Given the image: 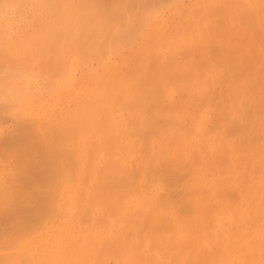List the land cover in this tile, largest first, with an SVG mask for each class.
Masks as SVG:
<instances>
[{
    "label": "bare ground",
    "instance_id": "obj_1",
    "mask_svg": "<svg viewBox=\"0 0 264 264\" xmlns=\"http://www.w3.org/2000/svg\"><path fill=\"white\" fill-rule=\"evenodd\" d=\"M79 1L25 0V3L34 4L38 12L52 13L56 18L54 23L62 25L65 23L63 21L70 20L69 24L73 23L77 27L85 25V30L80 29V33L84 34L81 35L82 38L80 36L81 40L78 38L77 41L76 38L74 41L80 47L78 49L75 44L73 49L79 51L81 57L79 54L78 56L82 58L80 60L77 57L79 63L69 66L67 58L70 56H64L68 64H58V70L61 71L59 73L57 70L59 74H54L56 78H43L42 83L31 87H25L23 82L15 79L8 71H0V264H111L110 261L116 264H145L147 259L152 263V258H149L151 255L147 257V254L135 253L144 246V238L141 241L138 238V233H142L143 229H146L144 237L152 240L149 245L152 246L153 241L154 245L158 244V247L155 245L158 253L166 248L164 254L167 255L168 247L171 251H179L180 248L182 251L184 248L185 252L193 249V252L187 251L186 255L181 253L182 257L179 255L177 258L180 262H185V256L189 255V258L194 259L189 261L191 264H264V141L257 137L258 140H254L255 136L252 139V132H248L250 126L245 125L244 121L243 127L242 122L239 124L237 119L235 130L241 132L242 127H246L245 132L241 133L242 144L239 142L241 155L238 158L234 152H229L227 157L224 156L229 146L224 138L227 136H220L219 139L210 136L214 129L217 133V127L222 129L221 125L216 121L217 124L214 121V125L209 124L208 113L200 114L199 107L197 110L191 105L192 101L183 100L186 93L189 97L197 93L196 86H191L197 81H194L197 67L193 62L195 70L191 67L188 69L194 72H183L176 57L181 45L176 47L174 40L169 43L166 32L171 18L181 20L180 11H186L184 1L187 0H82L80 4ZM16 2L17 0H0V51L4 52V57L14 53V48L21 43L24 45L27 42L23 41V35H28L25 33L27 16L12 26L3 18ZM237 3L238 1L235 2L237 7L243 6L242 2ZM258 3L257 0L254 1V4ZM211 5L214 10H220L219 13L212 11V21L218 26L213 25L212 36L207 34L210 30L202 28L201 22L205 17L202 13L203 6H200L194 21L190 20L187 25L189 28L192 25L194 31L199 32V42L193 41L191 48L182 52L184 59L189 55L195 56L197 53H191L196 49H205L204 44L214 43V39L209 40L210 37H221V42L225 39L228 43L232 41L230 44L233 39L237 41L240 37L238 32L235 33L238 37L234 35L236 39L228 32L233 20L223 17L226 7ZM248 7L247 13L242 10L243 15L238 9V19L242 18L241 24H246L245 34L243 33L245 38L249 28H256L257 33L253 31L255 35L264 36V12H253L252 15L253 7L250 10ZM225 12L227 15V11ZM210 13L207 15L212 16ZM220 13L222 16L219 17L228 21H220L217 16ZM218 21L222 27L225 26L223 31ZM111 22L114 23L109 27ZM45 28L39 30L47 33ZM71 28H66L68 32L60 29L65 31L59 32L63 34H58L59 39L55 36L56 40L49 35L50 40H44L45 36L40 34L46 49L42 50V44L40 49L43 52L36 47L34 48L39 53L30 48V51L37 53L34 52L35 57L31 55L29 60L36 59L38 54L37 59L42 58L41 55L45 59L49 41H56V45L51 41L52 48L56 49L55 46L61 42L64 34H73ZM192 28L190 31H193ZM226 34L228 38L225 37ZM84 36L93 37V40L97 37L96 41L101 38V44L105 42L106 45H100L95 53V46L90 48V41ZM30 38L32 36L29 40ZM82 40L85 42H81ZM223 42L225 43L224 40ZM84 43L85 47L82 46ZM61 44L56 50L52 49L53 53L58 52ZM71 44V51L68 53L74 54ZM26 47L29 51V45ZM217 47L214 48L218 50V56L224 57L226 54L227 60L223 64L232 63L233 54L230 55L227 49L226 53L221 49L224 52L222 56ZM245 47L243 46L244 49ZM243 48L240 45L239 51ZM207 49L203 50L204 53L208 52ZM212 51L209 53L217 55L216 51ZM204 53L199 55L204 56ZM98 54L100 57L96 61L92 56L97 57ZM29 55L27 53V59ZM59 56L57 55L58 58ZM218 56L213 59L216 58L219 63L225 61L222 58L220 62ZM259 56L261 58L258 55V59ZM51 58L48 59L49 62L54 63V58L50 61ZM92 59L96 61L95 65L91 63L94 61ZM180 59L181 62L184 60ZM204 59L198 60V64L202 63L198 69L203 64L204 68H208L205 65L210 63ZM50 64L43 66L47 68L46 71L43 68L44 71H39L51 74L54 64ZM249 65L245 66L246 71L249 70ZM35 68L33 67L34 70ZM147 68L152 71L151 74ZM204 68L201 70L203 74H200L202 77ZM208 73L212 77L217 74V70H209ZM259 75L256 74V81L252 78L254 83H260L262 77ZM171 77L176 81L178 78L182 79L180 83L185 87H181L187 88L184 92L180 87L184 94H180L181 90L178 94L184 96L175 98L174 90L165 85V80ZM212 82L215 83V79ZM180 83L177 81L178 85ZM253 87L251 86L252 89ZM177 90L179 86L176 93ZM231 95L235 100L238 94ZM246 122L249 123L250 120ZM230 125L228 124L229 127ZM222 134L224 135V129ZM200 161L202 166L199 165ZM182 163L185 165V173L184 169L183 173L180 172ZM180 185L183 188L177 191L176 188H180ZM164 189L169 192L160 196L159 191ZM260 190L262 195L260 192L258 202L253 203L258 198L255 193ZM249 199H252L251 202ZM104 209L105 212L114 211V218L115 214H119L117 222L109 223L111 212H107V217ZM129 229L138 241L134 243L131 235L132 244L128 247V243L120 240L119 235L125 234ZM150 248L147 250L152 251ZM152 257L162 258L160 254ZM186 261L188 262V258ZM155 262L159 263L158 260ZM169 262L173 264L170 259ZM187 262L184 264H188ZM179 263L177 261L176 264Z\"/></svg>",
    "mask_w": 264,
    "mask_h": 264
},
{
    "label": "rangeland",
    "instance_id": "obj_2",
    "mask_svg": "<svg viewBox=\"0 0 264 264\" xmlns=\"http://www.w3.org/2000/svg\"><path fill=\"white\" fill-rule=\"evenodd\" d=\"M84 1V0H83ZM82 0H80L79 1V4L81 3V2H83ZM152 1V0H151ZM153 1H155V0H153ZM202 1V2H201ZM224 1H225V3H224ZM230 0H228L227 2H229ZM233 3H232V2ZM230 2H231V4H233L232 6H231V4H230V2L227 4V2H226V0H187V1H184V4H186V11H180V14H182V18H181V20H179V19H176V17H173V18H171L170 19V21L168 22V28H167V32H166V35H167V38H168V40L167 41H169V43H172V42H174L175 43V45H176V47H178L179 46V44L181 45V46H179L180 48H178V50H179V52H177L179 55H177L176 57H177V59L180 61L179 63H180V66L181 67H183L182 68V70L184 69V71L183 72H185L186 70H189L188 69V67L190 68H194L195 66L197 67V70H195V68L193 69V70H195V74H197V76H193L194 77V81L195 80H197V81H195V82H193L192 84H191V86L192 85H195L196 86V92L197 93H195V95L197 96H195V95H192V96H188L187 95V93H186V95H185V97H182V96H184V95H180V94H182L183 93V91L181 90V88L183 87V85L180 83V79L178 80L177 79V81H178V83H180V85H178L177 84V81H176V79H172V77L169 79H166L165 81H167V82H165V85L166 86H168V87H170L172 90H174V96H175V98L176 97H182L183 98V100L185 101V102H188V101H192V103L193 104H191V105H193L192 107L193 108H195V109H197L198 110V107H199V111H200V114H203V113H208V118H209V124H211L213 121L215 122H217V123H219V126L221 125V127H222V129H224V135L222 134V129L221 128H219V127H217V128H219V129H217L216 128V131H217V133H215V127L213 128L214 130L211 132V138L212 137H214L213 139H215V137H216V139H219V137L220 138H222V137H224V136H227V138L226 137H224L225 139H226V141H228V144H229V146L227 147V149H226V153L224 154V156H226L227 157V153H229V152H234V154L239 158V156L241 155V147H240V145L242 144L240 141H241V139H242V137H241V133L243 132H245V129H246V127L243 129V127H244V124H243V122L245 123V125H249L250 126V128L252 129H250L248 132H252L251 133V137H252V139H253V137H254V140H256L257 138H259V140L260 141H264V107H262V106H264V104H262V103H264V83H262V82H264V68H262V67H264V41H261V40H264V36H262L261 37V35L259 36V34H256L255 35V33L253 32V31H255L256 32V28L255 29H248L247 31L250 33H246V34H248L249 35V37H248V35H247V38H245V27H244V24H241L242 22H240V20L242 19H238L239 17V13L240 12H238V9H239V11H241L242 12V10L244 9V12H246V10H247V7H248V9L250 10V7H253L252 9H251V11H252V15H254V13L253 12H255V14H257L258 12H261V10H262V12H264V0H257L259 3H258V5L257 4H254V1L255 0H244V2H243V0H236V1H233V0H231ZM238 1V3L239 2H242L243 4H241V5H243V6H241L240 8L239 7H237V5L235 4V2H237ZM199 2H201V3H199ZM237 3V4H238ZM245 3V4H244ZM248 3V5H246ZM250 3V4H249ZM28 5H32L31 7H30V12L28 13V15H27V17H26V23L28 24L27 26H26V28H25V33L26 34H28V35H26V37H25V35H23L22 37H23V41H26L27 40V42H25L24 43V45L21 43L20 45H18L17 47H15L14 48V50H13V52L14 53H12V54H5L6 56L4 57V56H2V55H4V52H2V51H0V64H2V65H0L1 67V69H0V71H8L9 73H11L14 77H16L17 76V74H20V73H28L29 75H32V76H35L37 79H38V84L41 82H43V80H45L46 78H50V77H53V78H56L57 76H54V74L57 72V70H58V66L59 65H63V63L64 64H68L69 63V66L72 64V63H79V61L82 59V58H80L81 56H80V54L77 52V51H75V50H73L74 48H75V44L77 45V43H75L74 41H76L75 39L77 38V41H79V40H81V38H82V36L81 35H84V34H81L82 32H81V30H82V28L85 30V25H80L79 27H77V25H74L73 23L72 24H69L70 23V20L69 21H63V22H65L64 24H62L61 25V23L60 24H58V22H55V23H57V24H55L54 23V21H56V18H54V15L52 14V13H47V12H44V11H39L38 12V8L34 5V4H32V3H27ZM200 4V5H199ZM202 4V5H201ZM206 4V5H205ZM211 4H213V5H217V6H219V5H223L222 6V8H224V6L226 7L225 9V11H227V15H226V12L224 11L223 13H222V15H223V17L225 18V19H229V21L230 20H233V24H231V22H230V24H231V26L230 27H228L229 29H228V32H230V33H232V35L234 36V35H236L235 33H239L238 34V36H240V37H238L237 35V37H238V39H237V41L235 40L234 41V39L233 38H235V36L232 38L233 39V43L232 44H234V46L232 45V44H230L232 41H230V43H228L229 41L228 40H225V39H223L224 41H225V43L223 42V40H222V42H221V37H210V39L209 40H213L214 41V43L212 42V43H209V44H204V48L206 49V48H208L207 50H208V52H206L205 51V53H204V51L203 50H205V49H199L200 51H198V49H196V50H194L191 54H193V53H197L195 56H192V55H189V57L187 56V58L186 59H184L185 57L183 56V51L184 50H186V49H188L189 50V48H191V45H192V43H193V41H197V42H199V37H197V36H199L198 35V33L199 32H197V31H194V28H192L191 26H190V28H192L193 29V31L191 30L190 31V28H189V26H187V25H189L188 23H189V21L191 20V21H194V19H195V16H196V14H198L197 13V11H199L198 10V8L200 9L202 6V13L204 14V19H203V21L201 22V25H202V28L204 29V30H208V28H209V30H210V32H208L207 34H209L210 36H212L213 35V32H212V27H213V25H215L216 23H214L212 20L214 19V15H213V13L214 12H212L215 8L211 5ZM227 4V5H226ZM253 5V6H252ZM33 6H35V8L33 7ZM201 6V7H200ZM217 6H215V7H217ZM239 6H240V4H239ZM259 6H261L262 7V9L259 7ZM212 7H213V9H212ZM211 8V9H210ZM220 8H221V6H220ZM235 8H237V10L235 9ZM36 9V10H35ZM210 10H211V13H210ZM232 10V11H231ZM235 10V11H234ZM260 10V11H259ZM214 11H218V13L220 12V10H219V8H218V10H214ZM234 11V12H233ZM250 11V12H251ZM258 11V12H257ZM36 12V13H35ZM210 13V15H212V16H208L207 15V13ZM237 12V14H235ZM217 13V12H216ZM247 13V12H246ZM245 13V14H246ZM33 14V15H32ZM37 16H39V17H36V15ZM233 14H235V15H233ZM242 15H243V12L241 13ZM244 14V15H245ZM31 15V16H30ZM35 15V16H34ZM216 15V14H215ZM221 15V13H220V15H218L217 14V16L219 17V16H222ZM242 15H240L241 17H243L244 18V16H242ZM47 16V17H46ZM217 16H215V19L216 20H218L217 19ZM181 17V16H180ZM234 17V18H233ZM220 18V17H219ZM224 18H220L221 20L220 21H222L223 20V22L225 23V21H228V20H225ZM46 19V20H45ZM55 19V20H54ZM101 19H102V17H101ZM52 20H53V22H52ZM169 20V19H168ZM43 21V22H42ZM220 21H218L217 23H219L220 24V26H221V23H220ZM179 22V23H178ZM187 22V23H186ZM213 22V23H212ZM30 23V24H29ZM37 25H36V24ZM113 23L114 22H111V25H109V27L110 26H112L113 25ZM177 23L179 24V26L177 25ZM182 23H183V25H182ZM223 23V24H224ZM32 24H34V25H32ZM89 25H91V23H88ZM193 24H194V22H193ZM210 24H211V26H210ZM222 24V25H223ZM61 25V26H60ZM70 25H71V27L73 28V34L72 35H63L62 37H63V39H61V37H60V41L62 42V44H61V42H58V45L57 46H59V43L61 44L60 45V47H59V49H58V52L56 51V52H54L53 53V51H52V47H53V44H52V42L55 44V42L54 41H52V40H54L55 38L56 39H59V37H58V34L59 35H62V34H60L59 32H63V31H65V30H60V29H68L69 30V28H71L70 27ZM186 25V26H185ZM246 25V24H245ZM248 25V24H247ZM40 26H44V27H46L47 28V33L46 32H41L40 30H43L44 29V27H40ZM53 26V27H52ZM180 26H182V27H180ZM215 26H218V24L217 25H215ZM38 27V28H37ZM51 27V28H50ZM180 27V28H179ZM184 27H186V28H184ZM242 27V28H241ZM244 27V28H243ZM41 28V29H40ZM45 28V29H46ZM55 28V29H54ZM71 28V29H72ZM220 28H222V31L225 29V26L224 27H220ZM224 28V29H223ZM40 29V30H39ZM53 29V30H52ZM66 29V30H67ZM70 29V30H71ZM81 29V30H80ZM241 29V30H240ZM244 29V30H243ZM68 30L66 31V32H68ZM172 30V31H171ZM220 30V29H219ZM239 30V31H238ZM38 31V32H37ZM75 31V32H74ZM171 31V32H170ZM178 31V32H177ZM179 31H180V33H179ZM241 31V32H240ZM257 31H258V29H257ZM38 33V36H37V33ZM41 32V33H40ZM51 32V33H50ZM52 32H54V33H52ZM70 32V31H69ZM81 32V33H80ZM177 32V33H176ZM233 32H234V34H233ZM31 33V34H30ZM48 33H50V34H48ZM65 33V32H64ZM70 33H72V31L70 32ZM69 33V34H70ZM85 33V32H84ZM203 33V32H202ZM215 33V32H214ZM224 33H226V30L224 31ZM244 33V34H243ZM257 33V32H256ZM259 33H261L260 31H259ZM35 34H36V36H35ZM43 35V36H45L44 37V40H50V37L52 36L54 39H52L51 41H49V45L47 44V42H46V45H48L47 46V53L46 54H48L47 56H45V59H44V57H43V55H41L42 56V58L41 57H39V58H41V59H37V57L40 55V54H38V56L36 57V59L34 58L33 60L32 59H30L29 60V58H32V56H34L38 51H41V49H40V46H41V44H42V50H44V49H46V47H45V42H44V40H43V36H42V38H40L41 37V35ZM222 34V33H221ZM228 34V33H227ZM227 34H226V36L225 37H227L228 38V36H227ZM50 37H49V36ZM170 35H172V36H170ZM183 35V36H182ZM218 35V34H217ZM223 35V34H222ZM243 35V36H242ZM30 36H32V38H30V40H29V37ZM35 36V37H34ZM48 36V37H47ZM76 36H78V37H76ZM80 36H81V38H80ZM178 37V38H176V37ZM202 36V35H201ZM208 36V35H207ZM219 36H221V35H219ZM224 36H222V37H224ZM51 37V38H52ZM69 37V38H68ZM176 38V40L174 39V38ZM209 37V36H208ZM230 37H232L231 36V34H230ZM245 38V39H243V38ZM27 38V39H26ZM45 38H47V39H45ZM68 38V39H67ZM78 38H79V40H78ZM83 38H86L88 41H90V48H92L91 46L93 45V46H95V48H94V51H96L95 53H97L98 52V47L100 46V45H102L103 44V46H105L106 45V43L104 44L103 42H102V44H101V38L99 39V41L97 40L96 41V38L97 37H95V39L93 40V37H88V36H84ZM92 38V39H91ZM186 38V39H185ZM226 38V39H227ZM43 40V41H40V40ZM55 39V40H56ZM218 39H220V41L218 40ZM231 39V38H230ZM229 39V40H230ZM231 39V40H232ZM236 39V38H235ZM37 40H39L38 41V43L36 42ZM84 40V39H83ZM81 41V42H85V41ZM174 40V41H173ZM178 40V41H177ZM216 40V41H215ZM249 40V41H248ZM57 41H59V40H57ZM72 41V42H71ZM96 41V42H95ZM171 41V42H170ZM182 41V42H181ZM185 41V42H184ZM228 41V42H227ZM243 41H245V42H243ZM256 41V42H255ZM28 42H29V44H28ZM31 42H33V43H31ZM41 42V43H40ZM73 43V44H71V43ZM80 42V43H81ZM87 42V41H86ZM92 42V43H91ZM93 42L94 43H97L96 45H94L93 44ZM238 42V43H237ZM262 43V45H261V43ZM34 43H37L36 45L34 44ZM79 43V42H78ZM223 43V44H222ZM228 43V44H227ZM34 44V45H33ZM64 44H65V46H64ZM70 44L72 45V52H76L77 54H75V52H74V54L72 53V54H69L68 52H70L71 51V47L69 48V46H70ZM88 44V45H89ZM214 44V45H213ZM29 45V51H28V49H27V47L26 46H28ZM31 45V46H30ZM43 45H44V47H43ZM56 45V44H55ZM54 45V46H55ZM80 46H81V44H79ZM213 45V46H212ZM219 45V46H218ZM240 45L242 46V48H243V46H246L245 47V49L243 50L242 49V51L240 50L239 51V47H240ZM255 45H257V49H255ZM57 46H55V48L57 49L58 47ZM78 46V45H77ZM82 46H86L85 45V43H84V45H82ZM102 46V47H103ZM203 46V44H201V47ZM218 46V47H217ZM253 46H254V49H252L253 48ZM34 47H36V48H38V51L34 48ZM79 47V46H78ZM77 47V48H78ZM188 47V48H187ZM214 47H217L218 49H220V51H221V49H222V51H225V53H226V51L228 50V51H230V55H234V58H233V55L230 57V55H229V57L231 58V62L232 63H230V62H228V64L226 65H224L223 63H226V54L224 55V52H222V56L224 55V57H221V56H218V50H215L216 48H214ZM223 47V48H222ZM30 48H31V50L33 49V50H36V51H34L35 52V54L33 55V51H30ZM200 48V47H199ZM210 48V49H209ZM235 48V49H234ZM27 49V50H26ZM56 49H53V50H56ZM69 49V50H68ZM78 49H80V47L78 48ZM104 49V48H103ZM225 49V50H224ZM227 49V50H226ZM234 49V50H233ZM252 49V50H251ZM26 50V51H25ZM60 50V51H59ZM90 51H91V49H89ZM165 51H168L167 49H164ZM180 50H181V53H180ZM212 50H214V51H216L215 53L217 54V55H214V53L212 54V53H209L210 51H212ZM254 50V51H253ZM258 50V51H257ZM49 51V52H48ZM66 51H67V53H66ZM89 51V52H90ZM93 50L91 51V52H94ZM236 51V52H235ZM239 51V52H238ZM253 51V52H252ZM31 52H32V54H31ZM41 52H43V51H41ZM40 52V53H41ZM62 52V53H61ZM183 52V53H182ZM186 52H189V51H186ZM213 52V51H212ZM27 53H29L30 55L28 56V59H27ZM39 53V52H38ZM50 53V54H49ZM200 53H204V56L202 55V56H200L199 54ZM43 54V53H42ZM53 54V55H52ZM59 54H60V56H59ZM64 54V55H63ZM65 54H67V55H65ZM78 54H79V56H78ZM180 54H181V56H180ZM187 54V53H186ZM207 54H209L208 55V57H207ZM229 54V53H228ZM227 54V55H228ZM254 56H253V55ZM256 54V55H255ZM18 55H19V57H18ZM32 55V56H31ZM57 55L59 56V58L57 57ZM92 55V54H91ZM197 55H198V57H197ZM220 55V54H219ZM258 55H261V58H260V56H259V59H258ZM26 56V57H25ZM51 56L54 58H51ZM64 56H66V57H68V56H70V57H68L67 59H69V61H68V63L67 62H65V59H66V57H64ZM95 56V55H94ZM92 56V58H94L96 61H97V59H99V57H100V55L98 54L97 55V57L95 56ZM215 56H218L219 57V60H220V62L224 59L225 61H222V63H219L218 62V60H216V58L215 59H213ZM237 58H236V57ZM245 56H247V58L249 59V61H251V62H249L248 61V59L245 57ZM254 58H253V57ZM23 57H25L24 59H23ZM35 57V56H34ZM48 57V58H47ZM62 57H64V58H62ZM77 57H79L80 58V60H79V58H77ZM180 57L181 58H183L182 60V62H181V59H180ZM191 57V58H190ZM200 57V58H199ZM228 57V61H229V58ZM256 57V58H255ZM47 58V59H46ZM51 58V60L50 61H52V59L54 60V63H53V61L52 62H49V60L48 59H50ZM198 58V59H197ZM203 58H205L204 60H208L209 61V63L210 64H206L205 66H207L208 68H209V70L210 71H213V69L215 70H217V74H213L214 76H212L211 77V73H208L209 72V70H208V68H204L203 66H204V64H203V66H201V69H198L199 67L198 66H200L201 64H200V62H199V64H198V60L199 61H203ZM210 58H211V60H210ZM223 58V59H222ZM235 58L237 59V61L235 62ZM8 59V63L6 62V60ZM12 61H10V60ZM14 59H16V60H14ZM26 59L28 60V61H26ZM59 59H60V61H59ZM70 59L71 60H73V61H70ZM94 59H92V60H94ZM189 59V60H188ZM191 59V60H190ZM202 59V60H201ZM222 59V60H221ZM246 59V60H245ZM257 59V62H255V60ZM5 61V62H3V61ZM18 60V61H17ZM25 60V61H24ZM35 60V61H34ZM37 60V61H36ZM74 60H76V61H74ZM91 61V63L93 64L94 63V65H95V63H96V61ZM2 61V62H1ZM13 61H14V63H13ZM21 61V62H20ZM24 61V62H23ZM33 62V64H32V62ZM40 61H42V63L40 62ZM49 62V63H53L54 64V67H53V69L51 70V74H49V72H46V73H42L41 71H39V70H41L42 68L43 69H45V71H46V69L47 68H44L43 66H45V67H47V65L49 64H47L46 65V63L47 62ZM59 61V62H58ZM67 61V60H66ZM187 61V62H186ZM235 63H234V62ZM248 62L247 64L245 63V62ZM24 64H23V63ZM39 62V63H38ZM58 62V63H57ZM60 62H62V64L60 63ZM89 62V61H88ZM189 62V63H188ZM194 62V63H193ZM205 62V61H204ZM212 62H213V64H212ZM13 63V64H12ZM26 63V64H25ZM42 65H41V64ZM60 63V64H59ZM90 63V62H89ZM89 63H87V64H89ZM187 63V64H186ZM192 63H193V65H195V66H193L192 65ZM196 63H197V65H196ZM206 63V62H205ZM208 63V62H207ZM12 64V65H11ZM15 64V65H14ZM50 64V65H51ZM52 64V65H53ZM59 64V65H58ZM220 64H223V65H220ZM8 65H10V66H8ZM193 67H192V66ZM212 66V68H211V66ZM246 65H249L250 66V68H251V71H249L250 70V68H249V70H245V66ZM32 66V67H31ZM35 66H37L36 68H35ZM151 66H152V64H151ZM249 66H247V68L249 67ZM10 67H12V68H10ZM31 67V68H30ZM33 67L35 68V70L33 69ZM48 67H50V66H48ZM60 67H62V66H60ZM59 67V68H60ZM150 67V66H149ZM148 67V68H149ZM153 68H154V66H152ZM204 68V71H205V73H204V75H203V77L202 76H200V74L202 75L203 73V71H201V70H203V68ZM234 67V68H233ZM236 67V68H235ZM242 67V68H241ZM8 68V69H7ZM147 68V69H148ZM262 68V69H261ZM42 69V70H43ZM62 69V68H61ZM149 69H151V68H149ZM149 69L147 70V71H149ZM212 69V70H211ZM154 70V69H153ZM173 70H175V69H173ZM193 70H189V71H191L190 72V74H192V72H194ZM235 70V71H234ZM246 72H245V71ZM39 71V72H38ZM44 71V70H43ZM60 71L61 70H58V72L60 73ZM166 71V70H165ZM56 73V74H59V73ZM234 72H236V73H234ZM40 73V74H39ZM53 73V74H52ZM149 73L151 74L152 73V71L150 70L149 71ZM162 73H164V71L162 72ZM189 73V72H188ZM188 73H186V74H188ZM213 73V72H212ZM219 73V74H218ZM241 75H240V74ZM260 74L259 76H261L262 78L260 79V78H258L257 80L259 81V79H260V83H254L253 82V80H254V78H256V74ZM35 74V75H34ZM38 74V75H37ZM194 74V73H193ZM206 74V75H205ZM207 74H208V76H207ZM223 74V76H221ZM48 75H50L49 77H48ZM200 76V77H199ZM38 77H40V78H38ZM220 77V78H219ZM242 77V78H241ZM257 77H258V75H257ZM44 78V79H43ZM200 78V79H199ZM224 80H223V79ZM252 78H253V80H252ZM41 79H43V80H41ZM215 79V83H213L212 81ZM217 79V80H216ZM168 80H169V82H168ZM182 80V79H181ZM172 81V82H171ZM207 81V82H206ZM220 81V82H219ZM225 81V82H224ZM229 81H231V83L229 82ZM236 81V82H235ZM254 81H256V80H254ZM182 82V81H181ZM184 82V81H183ZM199 82H201V83H199ZM235 82V84H233ZM168 83V84H167ZM228 83V84H227ZM177 84V86L175 87L174 85H176ZM198 84H200V85H198ZM181 85H182V87H181ZM211 85V86H210ZM229 85H231L230 87H229ZM233 85V86H232ZM258 85V86H257ZM178 86H179V90H177L178 92L176 93L175 91H176V88L178 89ZM226 86V87H225ZM251 86L253 87V89L251 88ZM260 86V87H259ZM175 87V88H174ZM181 87V88H180ZM185 87V86H184ZM183 87V88H184ZM205 87V88H204ZM228 87H229V90H228ZM182 88V89H183ZM187 88V87H186ZM186 88L185 89H183L184 90V92L186 91ZM227 88V89H226ZM246 88H249L248 90H246ZM202 89V90H201ZM217 89V90H216ZM228 90V91H226V90ZM180 90L182 91L180 94H178L179 92H180ZM237 90H239V92L237 91ZM244 90V91H243ZM137 91H139V90H137ZM205 91V92H204ZM234 91H236V92H234ZM247 91H248V93H247ZM230 92V93H229ZM232 92V93H231ZM138 93V92H137ZM239 93L241 94L242 93V95H239ZM245 93V94H244ZM247 93V94H246ZM260 93V94H259ZM184 94V93H183ZM199 96H198V95ZM228 94H230L229 96H228ZM231 94H234V96H235V94H238L239 95V97H238V95H236L237 97H236V99L234 100V97H232L233 95H231ZM194 96V97H193ZM218 96V97H217ZM241 96V97H240ZM249 96H251V97H249ZM195 97H196V99H195ZM198 97H199V99H198ZM205 97V98H204ZM237 98H239L238 100H237ZM241 98V99H240ZM192 99V100H191ZM247 99V100H246ZM233 100V101H232ZM234 101H237L236 102V104H234ZM241 101V102H240ZM203 103H205V104H203ZM233 103V104H232ZM245 103H246V106H245ZM238 104V105H237ZM203 105H205V106H203ZM201 108V109H200ZM175 109H176V107H175ZM175 109H174V111H175ZM249 109H252L251 111L249 110ZM172 110V109H171ZM261 110V111H260ZM173 111V112H174ZM252 112L253 113V115H252V113L250 114V113ZM174 113H176V111L174 112ZM227 113H229V114H227ZM237 113V114H236ZM261 113V114H260ZM215 114V115H214ZM248 116H246V115ZM213 116V117H212ZM252 116V117H251ZM247 119H246V118ZM249 117H250V119H249ZM220 119V118H222L221 120H218V119ZM223 118H224V120H223ZM214 119V120H213ZM217 119V120H216ZM226 119V120H225ZM235 121H234V120ZM237 119L239 120V124L242 122V124H243V127H242V130L243 131H237V130H235V126L238 124V121H237ZM229 120V122L227 123V121ZM248 120H250V122L248 123V122H246V121H248ZM234 122V124L232 125V123ZM215 122V123H216ZM216 123V124H217ZM228 124L230 125H232V127H233V129L231 128V125H230V127L228 126ZM241 124V125H242ZM211 125H214V123H212ZM211 125H209V126H211ZM147 127L148 126H146V129H147ZM212 127V126H211ZM211 127H208V129H211ZM229 127V128H228ZM248 127V126H247ZM238 129H239V127H237ZM229 129V130H228ZM241 129V128H240ZM220 131V133H219V131ZM233 130V131H232ZM231 133H230V132ZM237 131V132H236ZM228 132V133H227ZM213 133V134H212ZM215 133V134H214ZM219 133V134H218ZM225 133L227 134V135H225ZM232 133H234V134H232ZM217 134V135H216ZM221 134V135H220ZM232 134V135H231ZM259 135V136H258ZM257 137V138H256ZM224 139V140H225ZM223 140V141H224ZM258 140V139H257ZM237 141V142H236ZM239 142L241 143L240 145H239ZM239 145V146H238ZM236 149H235V148ZM239 147V148H238ZM240 149V150H238V149ZM234 150H237V151H234ZM184 164L182 163V170L180 171V172H182L183 173V169H184V166H183ZM199 165H201L202 166V161H200L199 162ZM184 173H185V169H184ZM183 175V174H182ZM187 175V174H186ZM209 176L211 177V175H210V173H209ZM183 184V183H182ZM181 188H183L181 185H180V188H176V190L178 191H180L181 190ZM175 189V188H174ZM167 191V189H164V190H160L159 191V194H160V196H164V195H161V194H167V193H164V192H166ZM167 192H169V191H167ZM261 192V193H260ZM262 195V191L260 190V191H258L257 193H255L256 195L258 194V198L256 197V199H254V201H253V203H257L258 202V199H259V197L261 196L260 194ZM254 194V195H255ZM252 197H254V196H252ZM253 199V198H252ZM251 199V200H252ZM251 200L249 199V201L251 202ZM105 214H107V217H108V213H110L108 210H106V212H105V209H104V211H103ZM108 212V213H107ZM114 212V211H113ZM113 212H111V217H109L108 219H109V223H113L114 221H116L117 222V220L116 219H118V215L119 214H115V216H116V218H114V216H112V214H113ZM109 215V216H110ZM114 215V214H113ZM120 215H121V213H120ZM122 222V225H124L123 224V220L121 221ZM120 221H119V223H121ZM146 227H148V226H146ZM146 229H143L142 230V233H138L140 236H138V238H139V240L141 239V240H143V238H144V246L142 245L141 246V248L140 249H137L136 250V252L135 253H138V254H140V255H145V256H147V257H149L150 255V257L149 258H152V260L154 261H152V263L153 264H157V262H155V261H159V263L158 264H162L160 261H162L163 263L165 262V264H171V262H169V259L172 261V263L173 262H175L176 261V259L179 257V255L182 257V255H186L187 253H189V252H193V249H188L187 251H183L184 250V248H183V250L181 251V248L179 249V251L177 250V249H173V251H171L170 250V248L168 247L167 249H169V252H168V254L167 255H169V253H170V251H171V253H170V255H169V257L167 256V255H165L164 253H166V248L164 249V250H162L160 253H158V251L157 250H155V247L157 246L158 247V244H156L155 243V245H154V241L153 242H151V244H152V246H150L149 245V243H150V241H152L151 240V238H150V240H149V237H144L145 236V234H146ZM143 233H144V235H143ZM129 234V235H128ZM131 235H133V237L131 236ZM120 236V240H122V241H125L126 243H128L127 245H128V247H129V244L131 243L132 244V242H131V237H132V240H133V242L134 243H137V239L138 238H136V236H135V234H131L130 233V229L128 230V231H126L125 232V234H123V235H119ZM126 237V238H125ZM147 240H146V239ZM115 239V238H114ZM130 240V242H129V240ZM140 240V241H141ZM113 242V241H112ZM169 244V246H170V243H168ZM154 245V246H153ZM148 246H150V247H148ZM166 246V245H165ZM131 247V246H130ZM133 247V246H132ZM144 247V248H143ZM154 247V248H153ZM157 247H156V249H157ZM147 248L149 249H151L152 251H150V250H147ZM153 248V249H152ZM171 248H172V245H171ZM147 250V251H146ZM154 250H155V252H156V254H155V252H154ZM176 250L178 251V252H176ZM168 251V250H167ZM175 251V252H174ZM153 254H152V253ZM180 252V253H179ZM187 252V253H186ZM151 253V254H150ZM181 253H182V255H181ZM147 254V255H146ZM161 255L162 256V258L160 257V258H156V259H154L153 257H152V255ZM167 257V258H164V257ZM170 256H171V258H170ZM146 257V258H147ZM164 258V259H163ZM185 258H186V260H187V258H188V262L185 260V262L184 263H190L189 261L190 260H194L193 258H189V255H187V256H185ZM184 257L182 258V259H185ZM181 259V258H180ZM151 260V259H150ZM148 261V259L146 260V263L145 264H152V263H149V261ZM166 261H168L169 263H166ZM177 261H178V263L180 262L179 261V259H177ZM177 261H176V263H177ZM183 262H180L179 264H184ZM110 263L111 264H116V263H113L112 261H110ZM175 263V264H176ZM122 264H124V263H122ZM174 264V263H173ZM191 264V263H190ZM192 264H196L195 262H193Z\"/></svg>",
    "mask_w": 264,
    "mask_h": 264
},
{
    "label": "clouds",
    "instance_id": "obj_3",
    "mask_svg": "<svg viewBox=\"0 0 264 264\" xmlns=\"http://www.w3.org/2000/svg\"><path fill=\"white\" fill-rule=\"evenodd\" d=\"M30 11V6L25 3V0H17L16 4L12 6L7 14L3 16L10 26L15 25L18 21L24 19ZM15 79L23 82L25 87H31L33 85L38 86V79L35 76L20 73L17 74Z\"/></svg>",
    "mask_w": 264,
    "mask_h": 264
}]
</instances>
